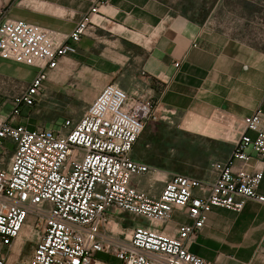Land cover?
<instances>
[{"label": "built area", "instance_id": "obj_1", "mask_svg": "<svg viewBox=\"0 0 264 264\" xmlns=\"http://www.w3.org/2000/svg\"><path fill=\"white\" fill-rule=\"evenodd\" d=\"M107 2L93 0L67 34L22 19L0 21V58L36 70L0 116V264H216L189 247L212 208L264 205V110L242 119L230 156L211 164V180L174 173L157 196L131 183L156 171L131 157L145 124L157 118L153 98L107 83L79 119L66 118L57 130L18 122ZM175 211L191 221L168 230ZM122 212L134 222L130 228L122 227ZM30 234L32 251L20 259Z\"/></svg>", "mask_w": 264, "mask_h": 264}, {"label": "crops", "instance_id": "obj_2", "mask_svg": "<svg viewBox=\"0 0 264 264\" xmlns=\"http://www.w3.org/2000/svg\"><path fill=\"white\" fill-rule=\"evenodd\" d=\"M260 1L240 0L246 19L233 33L212 18L228 7L223 0L183 10L170 0H108L99 7L95 26L81 36L74 54L62 58L58 71L81 69L99 75V87L114 83L130 95L149 96L155 101L156 119L226 147L209 164L210 176L204 180H211V164L230 156L242 119L264 110V35L249 34L250 24L258 31L263 22ZM92 4L0 0V21L22 19L67 34ZM201 10L208 15L199 14ZM6 64L0 58V66ZM151 146L146 140L141 151L133 147L131 157L152 165L144 156ZM141 179L131 183L152 196L159 194L161 189L154 192L153 185L142 187ZM190 221L175 211L167 229ZM189 249L216 264H264V205L246 200L240 212L212 208Z\"/></svg>", "mask_w": 264, "mask_h": 264}, {"label": "rangeland", "instance_id": "obj_3", "mask_svg": "<svg viewBox=\"0 0 264 264\" xmlns=\"http://www.w3.org/2000/svg\"><path fill=\"white\" fill-rule=\"evenodd\" d=\"M213 0H170L181 10L208 6ZM228 7L217 11L212 17L217 25L229 27L234 32H239L245 23L244 8H241L240 0H223ZM260 15L263 17L261 26L256 30L255 25L250 24V38H263L264 35V0L259 2ZM10 5V2H9ZM2 10V5H0ZM206 17L208 12L199 11ZM251 21V19H249ZM2 59V58H1ZM6 66H0V116L10 113L13 101L19 95L21 87L26 85L35 75L33 67L3 59ZM23 75L24 80L17 77ZM101 77L89 72L83 73L81 69H65L52 71L44 83L43 96L37 104L31 108L22 107L19 123L29 127H44L59 129L66 118L79 119L87 106L93 101L101 90ZM172 126L167 128L166 126ZM149 141L152 146L144 152L145 158L152 160V166L156 168L153 174L142 177L140 185L148 188L153 185V191H159L164 182L174 173L190 175L200 179L210 176V162L226 149L223 145L208 138H202L195 134L186 133L177 128L176 124L163 123L160 119H150L140 134L134 150L141 151L144 141ZM167 144V151L160 147ZM171 149V151H168ZM121 225L130 228L134 222L126 213H119ZM142 224L147 222L139 220ZM35 234L26 235L23 248L20 251V259H27L35 242ZM104 257L103 254H98Z\"/></svg>", "mask_w": 264, "mask_h": 264}]
</instances>
